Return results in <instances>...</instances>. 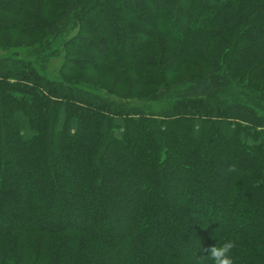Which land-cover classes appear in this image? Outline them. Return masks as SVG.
<instances>
[{
    "label": "trees",
    "instance_id": "16d2710c",
    "mask_svg": "<svg viewBox=\"0 0 264 264\" xmlns=\"http://www.w3.org/2000/svg\"><path fill=\"white\" fill-rule=\"evenodd\" d=\"M201 1L0 0V32L40 44L35 65L78 31L57 100L41 92L47 77L0 60V264H213L187 247L225 238L235 264H264V0ZM101 37L121 50L101 52ZM200 59L212 69L167 83ZM79 71L116 74L113 97L78 106L86 91L67 74ZM147 99L168 107L149 112ZM216 212L223 222L205 221ZM108 219L123 221L110 242Z\"/></svg>",
    "mask_w": 264,
    "mask_h": 264
},
{
    "label": "rangeland",
    "instance_id": "374dc122",
    "mask_svg": "<svg viewBox=\"0 0 264 264\" xmlns=\"http://www.w3.org/2000/svg\"><path fill=\"white\" fill-rule=\"evenodd\" d=\"M146 2H149L150 0H144ZM201 1V0H200ZM203 1V0H202ZM201 1V2H202ZM132 8L133 11L136 15L140 16L141 18H143L146 21H150L149 19V12H148V8L146 9V6L143 4H140V2H134L132 3ZM70 21V20H69ZM194 25L197 24L193 23ZM107 25V23L102 19L101 20V29L104 28ZM178 25V24H177ZM179 26V25H178ZM71 26H69L68 24H66V28H70ZM180 28V27H179ZM14 32L12 31H2L0 32V56L4 57L1 58L0 60L8 67L10 65H13V62L11 59L14 60H21L22 63H25L26 66H21L19 67L20 69H24L26 70V72H28L29 74H41L45 77H47V80L51 81L49 82V90H45L44 92L41 91L43 93L44 96H46V94H48L47 97L49 98H54V99H58V94L53 93V89H56V85L54 84L53 80H63L66 69H63L65 64H66V60L67 57L69 55L68 51L74 50L76 52V48L73 47V45H75V39L74 37H77L78 31L75 28L69 35L64 36V37H58V42H66L68 41V44H70L69 46H64L62 47L60 50L57 49V52L53 55L50 56L49 59L47 60V62L44 64L43 62L39 63L40 65H35V62L37 61L35 58V54H34V50L35 48L37 49H42L40 44H36V45H31L32 43V39L33 38H24V37H17L13 34ZM118 32L116 30H114L113 27H111L110 29V34H113V37H115V35L117 36ZM176 36H180L179 34L175 33V31L173 32ZM75 35V36H74ZM12 36V37H11ZM36 42H39L41 38L39 37H35ZM101 39V40H100ZM92 41L94 45H97L99 47V49L101 50V52H106L104 50H109L110 53L109 54H115L117 53L118 49H120V45L118 46H113L109 43L108 40L101 38H92ZM57 42V43H58ZM214 41H212V38H208L203 40V48L204 51L206 52L207 57L211 58L210 55H213L211 49H210V44L213 43ZM57 43H53L52 46H55ZM131 45H127V47L124 49L125 53H129L131 51ZM153 50H154V55H157V53L160 50V45H153L152 46ZM121 50V49H120ZM133 50V49H132ZM82 51V49H79V52ZM147 55V54H144ZM102 56V53H101ZM8 58V59H6ZM90 59L92 60H96L95 56H92ZM72 61V60H71ZM75 61V60H73ZM194 66H191L190 64H187L186 68H183V70H181L178 73H174V76L170 75V73L167 76V83H169L170 81H172L173 79H177L181 76H186L188 75L192 70L198 69L199 67H202V72H207L209 70L212 69V67H210L209 64H207L205 61H202L201 59L196 61ZM145 67V66H143ZM142 67V68H143ZM64 74V75H63ZM116 74H109L108 72L105 74L103 71H79V72H71L68 73L67 76L70 78V80L68 83H75V85H79V89H84L85 92V99L84 98H80L79 101L76 102V104L82 108H85L87 105L90 104V101L93 100L94 96H101V99L109 97V91H105L106 89H111L112 86L114 85L115 82V77ZM53 82V83H52ZM36 90L37 87L36 86ZM145 89H149V88H141L140 90H144L141 93L143 95H145L147 93L148 90ZM66 91H68L67 89H65ZM80 90L77 94L81 93ZM107 92V93H106ZM113 93V92H112ZM140 92H137L136 94H139ZM40 90H39V93ZM110 96L113 97L112 94H109ZM35 96V95H34ZM42 96V95H41ZM54 99H52L53 101H55ZM140 100V99H138ZM146 104V108L151 110L149 112L152 113H159V111L165 110L168 105H164L162 103H159L158 101L156 103L151 102V100H148L145 102ZM173 103L170 104V109L174 110L173 107ZM145 108V107H144ZM147 112V111H146ZM45 126H48V120L50 119V117H48V115H50V110H47V113H45ZM126 165V164H125ZM128 165V164H127ZM128 167H130L128 165ZM28 172L30 171V173H34L35 175H39L42 174V170L40 168H27ZM128 172H130V169L128 168ZM121 179V178H120ZM120 179H118V181H120ZM90 181V179L88 180ZM125 191V190H124ZM137 191V190H136ZM139 191V190H138ZM137 191V192H138ZM137 192L133 191L131 193V198L128 200L124 199L123 197H121L120 192L116 197L117 201H123L124 202H129L132 200V198H134L133 196H135L137 194ZM7 195L10 196L12 195L10 192H7ZM111 196H114V193L110 194ZM130 196L129 193L127 191H125V197ZM200 197L202 198V202L205 200L204 199V195L200 194ZM128 204V205H129ZM176 211V209L174 208H168V213H174ZM205 213H208V211L205 209ZM216 216L214 215L213 219H210V216L205 215V221H208L209 224H212V222L214 223H221L224 221V218L222 217V215L218 212H216ZM183 219V218H182ZM41 220V219H40ZM85 222H89V220L87 221H81L82 224H85ZM107 224V226H104L105 230L102 232V236H104V238L106 239V241H111L109 238L110 236L114 233V227L119 224V223H123V221L117 222V221H113V220H106L105 222ZM125 225H126V221H124ZM124 225V227H125ZM101 236V235H100ZM150 241V240H149ZM207 246H201L200 248H198V245L194 244L191 247H187V248H192V252L193 254L198 258L201 257L203 259V262L205 263V261L207 260V256H205V252L204 249L209 248L211 245V240H206ZM39 264H42L41 262Z\"/></svg>",
    "mask_w": 264,
    "mask_h": 264
},
{
    "label": "clouds",
    "instance_id": "9594fccd",
    "mask_svg": "<svg viewBox=\"0 0 264 264\" xmlns=\"http://www.w3.org/2000/svg\"><path fill=\"white\" fill-rule=\"evenodd\" d=\"M237 248V241L225 238L222 243H216L210 248L204 249L213 264H235L234 250Z\"/></svg>",
    "mask_w": 264,
    "mask_h": 264
}]
</instances>
